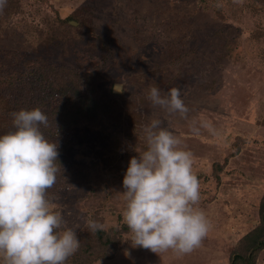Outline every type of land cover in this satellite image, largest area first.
Returning <instances> with one entry per match:
<instances>
[{
  "label": "rangeland",
  "instance_id": "rangeland-1",
  "mask_svg": "<svg viewBox=\"0 0 264 264\" xmlns=\"http://www.w3.org/2000/svg\"><path fill=\"white\" fill-rule=\"evenodd\" d=\"M4 74L23 81L0 87L1 110L30 106L39 89L45 104L72 99L71 114L86 108L92 118L90 127L66 126L83 116L39 107L48 116L42 131L59 145L48 196L80 239L65 264H232L246 254L264 197V0H6ZM37 77L51 87L40 90ZM152 84L164 93L179 88L186 116L153 106ZM152 118L191 151L198 207L211 222L200 246L183 255L133 248L121 220L122 176L146 148L142 126ZM4 129L12 130V116L0 119ZM87 218L109 226L91 232Z\"/></svg>",
  "mask_w": 264,
  "mask_h": 264
},
{
  "label": "clouds",
  "instance_id": "clouds-1",
  "mask_svg": "<svg viewBox=\"0 0 264 264\" xmlns=\"http://www.w3.org/2000/svg\"><path fill=\"white\" fill-rule=\"evenodd\" d=\"M5 4L0 0V9ZM147 99L182 118L189 111L176 87L164 93L152 84ZM11 116L12 130L0 133V264H65L80 239L48 196L61 168L58 142L42 131L48 116L39 107ZM161 124L152 118L142 126L146 148L131 156L124 170L121 220L133 248L183 255L200 246L211 222L198 207L200 182L191 151ZM84 223L91 232L109 226L92 218Z\"/></svg>",
  "mask_w": 264,
  "mask_h": 264
},
{
  "label": "trees",
  "instance_id": "trees-1",
  "mask_svg": "<svg viewBox=\"0 0 264 264\" xmlns=\"http://www.w3.org/2000/svg\"><path fill=\"white\" fill-rule=\"evenodd\" d=\"M53 66H50V71L54 72L59 69L58 67H54L52 69ZM39 76V74H37ZM57 75L53 74L51 77ZM10 77H7L6 74H4L3 76L0 77V87L3 86L5 84V82H7V86H12L14 85V81L17 83V85H19L22 81H23V74H19V77L17 78V81L15 80V77L13 75H9ZM43 77H37L36 80L34 81H39V83L36 84V86L39 84L40 86V90L42 87H47L50 88L51 87V82L50 81H43L42 80ZM9 79V80H8ZM44 79V78H43ZM63 87H65V85H63ZM64 91V90H63ZM25 92V91H24ZM23 92V93H24ZM36 94H39V96L36 97V99L33 97V101L32 103L28 105H25L23 103L17 104L16 106L13 107L12 110H10V112L7 110V108H3L1 110L0 108V119H5V120H9V118L11 117V113L13 111H17L20 109H31L34 102L36 101H40V104H38V106L36 107H43L44 109H50L51 111H56V115L58 116H62L64 114L65 117H72L73 116H83L82 119H80V117L78 118H73V120H69L68 123L64 125L66 126H86V127H90L89 124H92V118L89 119L90 117V112L88 109L86 108H81V110H75L76 112L74 114L70 113V110L72 109L73 106V101L72 99L67 102L66 104H60V105H55V104H50L49 102H47V104L44 103V99L39 91V89H36L35 92ZM41 95V96H40ZM5 100H7V94H5L4 96ZM27 99L26 96L24 95H20V99H22L24 101V99ZM68 97H65V99H67ZM29 101V100H28ZM44 103V104H43ZM86 110L88 112H86ZM55 122V119L54 121ZM49 126V124H48ZM4 132H7L5 129L3 130ZM48 131V128L45 130ZM3 132V133H4ZM62 188H64V186H62ZM260 226L257 227L255 230H253L252 232H250L245 238V242L247 243V251L246 254L243 255H236L235 259H233L232 264H236V262L238 263L239 261H241V264H256V259L259 255V253L264 250V197L261 201V209H260Z\"/></svg>",
  "mask_w": 264,
  "mask_h": 264
}]
</instances>
